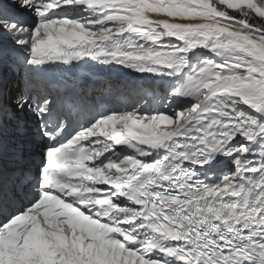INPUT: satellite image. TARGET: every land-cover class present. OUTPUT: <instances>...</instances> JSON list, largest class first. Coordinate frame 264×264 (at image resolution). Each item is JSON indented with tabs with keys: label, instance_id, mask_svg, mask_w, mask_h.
Wrapping results in <instances>:
<instances>
[{
	"label": "snow or ice",
	"instance_id": "snow-or-ice-1",
	"mask_svg": "<svg viewBox=\"0 0 264 264\" xmlns=\"http://www.w3.org/2000/svg\"><path fill=\"white\" fill-rule=\"evenodd\" d=\"M89 61L163 107L50 78ZM0 264H264V0H0Z\"/></svg>",
	"mask_w": 264,
	"mask_h": 264
}]
</instances>
